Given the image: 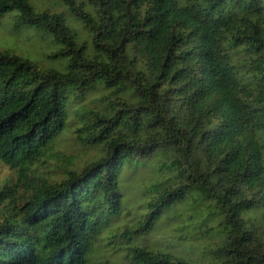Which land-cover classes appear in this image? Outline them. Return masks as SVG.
Returning <instances> with one entry per match:
<instances>
[{
	"label": "trees",
	"instance_id": "trees-1",
	"mask_svg": "<svg viewBox=\"0 0 264 264\" xmlns=\"http://www.w3.org/2000/svg\"><path fill=\"white\" fill-rule=\"evenodd\" d=\"M60 1L88 39L63 12L37 9L31 0H0V18L14 13V28L46 32L59 46L51 56L66 61L64 69H44L0 50V162L25 173L64 131L100 148L94 138L109 135V124L120 126L117 135L163 127L166 145H183L175 148L179 158L163 165L177 169L183 181V196L169 208L196 192L221 216L222 238L206 264H264V230L241 218L264 207L263 147L254 139L264 129V0ZM239 48L248 56L245 71L233 58ZM99 85L113 95L102 109L72 102ZM57 104L65 126L46 139ZM71 111L79 118L73 128ZM245 129L241 143L235 137ZM80 170H69L59 182L36 181L22 202L9 182L0 187V264H86L102 219L119 216L122 206L112 211L114 186L104 169L73 184ZM215 217L206 211L203 231L215 227L209 224ZM132 233L139 232H121ZM126 249L129 264H171L152 249ZM185 251L189 255L190 248ZM191 264L202 263L192 258Z\"/></svg>",
	"mask_w": 264,
	"mask_h": 264
},
{
	"label": "rangeland",
	"instance_id": "rangeland-1",
	"mask_svg": "<svg viewBox=\"0 0 264 264\" xmlns=\"http://www.w3.org/2000/svg\"><path fill=\"white\" fill-rule=\"evenodd\" d=\"M31 2L35 8L40 10L46 9L63 12L68 23L77 31L80 38L88 39V31L60 0H31ZM86 8L89 11L91 10L89 6H86ZM14 16V13H8L0 18V50H10L25 56L33 60L40 68L47 69L52 67L64 69L66 61L62 58L51 56L59 47L52 37L46 32L36 30L35 28H14ZM233 58L242 71L247 69L248 56L245 51L240 48L238 50L234 49ZM103 96L106 97L102 99ZM125 96H128L127 92ZM107 98L113 99V95L99 85L95 89L85 92L80 99L72 100V102L79 107L102 109L103 106H106L104 105V101ZM77 119L79 118L71 111L70 128H73L74 123L72 124V121ZM260 131H264V129ZM262 147L264 159V146ZM98 151V146L80 142L72 131H64L57 136L49 151L45 154V157L41 158L38 163L33 164L31 170H26L27 173H22L17 168L0 162V183L9 182L19 202H22L29 195L32 185L36 181L59 182L67 176L69 170L79 171L83 166L88 164L98 154ZM163 165L165 164H162L159 169L161 172L166 171ZM139 183L140 180L137 178L135 186L138 187ZM195 193L188 198V203H183L185 206L178 211L175 217L176 220L181 222V227L175 231L181 232L183 235L175 238L176 244L169 243L165 246L175 248L187 243L189 245L188 248H190L189 255L194 261L206 264L207 261L214 257L216 245L222 238V232L219 231L220 228L217 223L221 216L217 215L213 204L209 203L199 193L198 195H195ZM131 196L132 193L130 192L129 197ZM129 207L132 206L130 205ZM199 208H202L203 211H199ZM260 209H264V207L254 209L253 211H259ZM124 210L122 204V212ZM207 210L214 211L217 217L211 219L209 222L210 225H214L215 227L203 231L205 225L202 223V220ZM134 212L135 209L133 208ZM125 219L126 217H123L121 214L108 220L102 219V223L99 225V234L88 246L86 264H97L104 261L111 264H129L130 254L126 247L143 246L152 249L156 244L160 243L162 233H157L152 238H149L146 233L121 234L123 230H119L118 225L124 222ZM260 219L264 220V216H261ZM255 222L258 224V227L260 226V230H264V226L257 221ZM202 241H207V243L204 244L203 248H200ZM209 245H213L214 247H209ZM198 251L199 255H197ZM205 257H211V259L205 260Z\"/></svg>",
	"mask_w": 264,
	"mask_h": 264
},
{
	"label": "clouds",
	"instance_id": "clouds-1",
	"mask_svg": "<svg viewBox=\"0 0 264 264\" xmlns=\"http://www.w3.org/2000/svg\"><path fill=\"white\" fill-rule=\"evenodd\" d=\"M38 71L46 70L38 69ZM53 114L57 117L55 120L52 119ZM61 115L60 106L57 104L48 116L50 127L47 130L46 139L56 137L64 128V120L60 118ZM69 119H71V115H69ZM208 127L205 125L197 129L198 139ZM119 130V125L113 128L109 124L104 129L105 133L110 132L109 135L94 138L102 141L98 154L89 161L86 168L80 170L72 183H79L85 176L91 178V174L104 169L105 175L114 186V191L110 197L112 211L115 212L120 209L122 204L125 209L121 215L126 219L118 225L119 230L127 228L129 231L146 233L149 238L157 233H162L160 243L152 248L153 252L167 255L171 264H175L177 260L189 261L191 264L192 258L186 255L185 251L189 247L187 243L175 248L165 246L169 243L176 244L175 238L183 235V233L175 231L181 227V222L175 217L185 205L176 204L175 207L169 208L174 200H179L183 196L180 187L183 181L176 179L177 169L175 168L171 172L159 170L162 164H170L173 159L179 158L175 148H182V143L175 146L166 145L165 141L168 136L165 129L159 126L155 129L142 127L135 135H117ZM246 136H248L247 129L237 135L235 139L243 143ZM254 139L264 146V131L256 130ZM137 178L140 180L138 187L135 186ZM5 184L6 182L0 183V187ZM130 192L132 193L131 197H129ZM247 198L251 199V193L247 194ZM96 202L93 201L94 204ZM130 205L132 207H129ZM133 208L135 209L134 213ZM261 216H264V209L259 211L246 210L241 213L242 219L246 221L255 220L264 226V220L260 219ZM205 243L207 241H202L200 248H203ZM209 247L214 246L209 245ZM76 255L77 253H73L70 258L74 259ZM197 255H199V251ZM208 259L211 257H205V260Z\"/></svg>",
	"mask_w": 264,
	"mask_h": 264
}]
</instances>
